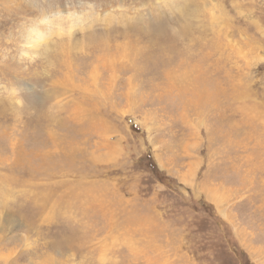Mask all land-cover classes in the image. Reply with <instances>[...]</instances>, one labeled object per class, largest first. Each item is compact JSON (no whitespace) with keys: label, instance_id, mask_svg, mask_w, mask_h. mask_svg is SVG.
<instances>
[{"label":"rangeland","instance_id":"374dc122","mask_svg":"<svg viewBox=\"0 0 264 264\" xmlns=\"http://www.w3.org/2000/svg\"><path fill=\"white\" fill-rule=\"evenodd\" d=\"M0 264H264V0H0Z\"/></svg>","mask_w":264,"mask_h":264},{"label":"bare ground","instance_id":"6f19581e","mask_svg":"<svg viewBox=\"0 0 264 264\" xmlns=\"http://www.w3.org/2000/svg\"><path fill=\"white\" fill-rule=\"evenodd\" d=\"M37 29V28H36ZM45 30V29H44ZM42 31V30H41ZM31 32H32V30H31ZM36 33H37V30L35 31ZM45 32V31H44ZM46 33V32H45ZM41 32L40 33H37V35H39V36H35V37H41ZM46 36H47V34H46ZM48 37H45V38H43L41 41L43 42L45 39H47ZM40 41V42H41ZM28 43H32L30 46H29V48H28V50H29V53H31V54H36L37 53V49L38 48H40V45L38 44L39 42H38V40H32V41H29ZM45 45V44H44ZM42 47H46V46H42ZM45 96H47V97H49L48 96V94L45 92Z\"/></svg>","mask_w":264,"mask_h":264},{"label":"trees","instance_id":"16d2710c","mask_svg":"<svg viewBox=\"0 0 264 264\" xmlns=\"http://www.w3.org/2000/svg\"><path fill=\"white\" fill-rule=\"evenodd\" d=\"M151 169H154V167H152Z\"/></svg>","mask_w":264,"mask_h":264}]
</instances>
